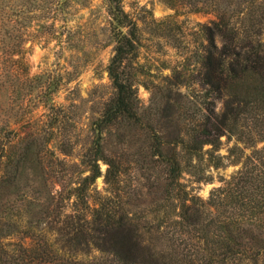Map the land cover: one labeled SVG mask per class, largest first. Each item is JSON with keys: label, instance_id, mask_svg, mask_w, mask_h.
I'll return each mask as SVG.
<instances>
[{"label": "rangeland", "instance_id": "rangeland-1", "mask_svg": "<svg viewBox=\"0 0 264 264\" xmlns=\"http://www.w3.org/2000/svg\"><path fill=\"white\" fill-rule=\"evenodd\" d=\"M260 3L261 0H119L130 21L125 31L134 29L137 34V58L127 70L135 78L139 114L145 123L157 124L156 114L168 90L165 77L176 71L184 84L173 93L180 97L181 105L173 115V125L187 132L201 121L206 88L199 82L198 55L206 45L203 28L219 21L220 16L237 27H254L264 19ZM2 22L5 26L1 33L10 37L9 45L7 42L4 49L0 47L2 162L15 159L33 138L43 150L34 162L23 165L16 174V186L6 188L1 197L2 204L9 207L0 226L15 221L20 230L19 225H28L25 204L32 199L27 196L29 201L15 202L20 193L58 191L88 174L81 171L95 138L93 123L114 93L107 66L115 42L106 0H0V26ZM261 25L264 27V20ZM216 43L220 44L218 39ZM213 101L216 113L221 112L222 100ZM167 127L166 132L174 128ZM220 143L219 149L211 153L213 158L208 153L209 145L203 147L200 158L188 161L184 155L181 157V182L200 202L206 203L211 191L240 169L242 160L233 162L235 159L251 153L245 149L243 155V145L233 137H221ZM102 145L105 155L119 168L116 188L120 203L139 223L146 242L154 246V210L165 200L164 167L150 155L149 142L138 126L123 123L108 128ZM262 146L258 144L257 149ZM51 152L74 166L73 173L64 172L63 181L56 179L60 168L49 166ZM215 157L221 158V166H214ZM210 159L213 163L208 162ZM99 166L102 175L89 188L91 205L98 198L115 196L114 187L104 182L107 166L101 161ZM37 195L41 196H34ZM216 209L210 212L215 215ZM15 234L12 241H19L21 236Z\"/></svg>", "mask_w": 264, "mask_h": 264}, {"label": "trees", "instance_id": "trees-1", "mask_svg": "<svg viewBox=\"0 0 264 264\" xmlns=\"http://www.w3.org/2000/svg\"><path fill=\"white\" fill-rule=\"evenodd\" d=\"M106 2L115 42L107 66L114 93L93 123L95 138L81 171L88 174L58 191L18 193L17 203L32 197L25 204L28 225H19L20 230L15 221L0 226V264H264V19L255 28H245L220 16L203 28L206 45L198 55L199 82L206 88L203 112L194 128L181 132L173 125V115L181 110L180 97L173 93L184 79L177 71L165 77L168 90L156 114L157 124L145 123L139 114L135 78L127 70L137 58V34L134 29L125 31L130 21L119 0ZM260 4L264 9V0ZM2 24L4 49L10 37L1 33ZM2 71L0 67V77ZM214 99L222 100L219 113ZM123 123L143 131L150 155L165 169V200L154 210V246L120 203L119 168L103 150L104 131ZM168 125L174 131L166 132ZM224 136L243 145V155L245 149L251 153L235 159L242 160L240 169L213 189L206 203L200 202L181 182V157L200 158L209 145L213 158L211 153L219 149ZM260 143L263 146L257 149ZM40 145L33 138L15 159L2 162L0 144V223L9 207L1 202L4 190L16 186V174L39 157ZM214 159L215 167L222 165L220 157ZM100 161L107 166L104 182L114 187L115 196L98 198L91 205L89 188L102 175ZM48 163L60 168L56 176L60 181L64 172H74L71 163L52 152ZM214 207L217 215L210 212ZM15 233L21 236L19 241H12Z\"/></svg>", "mask_w": 264, "mask_h": 264}]
</instances>
